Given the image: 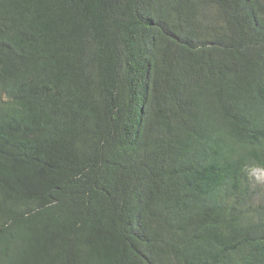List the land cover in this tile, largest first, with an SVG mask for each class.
Instances as JSON below:
<instances>
[{
  "label": "trees",
  "instance_id": "16d2710c",
  "mask_svg": "<svg viewBox=\"0 0 264 264\" xmlns=\"http://www.w3.org/2000/svg\"><path fill=\"white\" fill-rule=\"evenodd\" d=\"M264 0H0V264H264Z\"/></svg>",
  "mask_w": 264,
  "mask_h": 264
},
{
  "label": "rangeland",
  "instance_id": "374dc122",
  "mask_svg": "<svg viewBox=\"0 0 264 264\" xmlns=\"http://www.w3.org/2000/svg\"><path fill=\"white\" fill-rule=\"evenodd\" d=\"M254 175L259 179V180H263L264 179V171H261L259 169H256L254 171Z\"/></svg>",
  "mask_w": 264,
  "mask_h": 264
},
{
  "label": "clouds",
  "instance_id": "9594fccd",
  "mask_svg": "<svg viewBox=\"0 0 264 264\" xmlns=\"http://www.w3.org/2000/svg\"><path fill=\"white\" fill-rule=\"evenodd\" d=\"M259 170H261V171H264V169H259ZM261 181H264V179H263V180H261Z\"/></svg>",
  "mask_w": 264,
  "mask_h": 264
},
{
  "label": "bare ground",
  "instance_id": "6f19581e",
  "mask_svg": "<svg viewBox=\"0 0 264 264\" xmlns=\"http://www.w3.org/2000/svg\"><path fill=\"white\" fill-rule=\"evenodd\" d=\"M258 169V168H257ZM259 181H261V180H259Z\"/></svg>",
  "mask_w": 264,
  "mask_h": 264
}]
</instances>
